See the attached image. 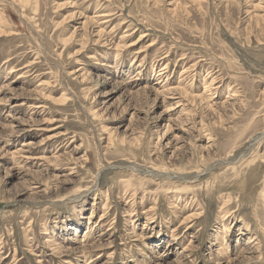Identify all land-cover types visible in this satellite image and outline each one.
Wrapping results in <instances>:
<instances>
[{"label":"rangeland","instance_id":"374dc122","mask_svg":"<svg viewBox=\"0 0 264 264\" xmlns=\"http://www.w3.org/2000/svg\"><path fill=\"white\" fill-rule=\"evenodd\" d=\"M0 102V264H264V0H0Z\"/></svg>","mask_w":264,"mask_h":264},{"label":"bare ground","instance_id":"6f19581e","mask_svg":"<svg viewBox=\"0 0 264 264\" xmlns=\"http://www.w3.org/2000/svg\"><path fill=\"white\" fill-rule=\"evenodd\" d=\"M144 37V36H143ZM167 77V76H166ZM162 79V78H161ZM164 79H165V77H164ZM215 82V81H214ZM213 83V82H212ZM211 83V84H212ZM161 85V84H160ZM209 86V85H208ZM208 86H207V88H208ZM212 86V85H211ZM165 88V87H164ZM211 89V88H210ZM162 90V89H161ZM212 90H213V87H212ZM163 91V90H162ZM168 91H170V95H172L173 93H172V91L171 90H168ZM177 91V90H176ZM208 91V90H207ZM212 92V91H211ZM164 93V92H163ZM166 93V92H165ZM178 93H180V92H178ZM168 95H169V93H168ZM173 97V96H172ZM176 97V96H175ZM165 99V98H164ZM233 99V98H232ZM180 101V100H179ZM0 104H1V102H0ZM178 104V103H177ZM215 104V103H214ZM4 105V104H3ZM184 107V106H183ZM184 109V108H183ZM182 109V110H183ZM212 141V140H211ZM251 245V241H249L247 244H246V246H250Z\"/></svg>","mask_w":264,"mask_h":264}]
</instances>
